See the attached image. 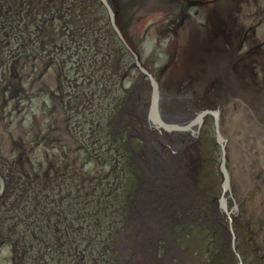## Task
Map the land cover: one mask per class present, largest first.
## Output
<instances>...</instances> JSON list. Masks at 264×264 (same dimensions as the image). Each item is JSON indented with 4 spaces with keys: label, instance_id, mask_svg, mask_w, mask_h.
<instances>
[{
    "label": "rangeland",
    "instance_id": "374dc122",
    "mask_svg": "<svg viewBox=\"0 0 264 264\" xmlns=\"http://www.w3.org/2000/svg\"><path fill=\"white\" fill-rule=\"evenodd\" d=\"M119 1L126 42L104 4L0 0V264L24 258L21 217L7 209L52 183L69 208L87 194L103 202L92 264H264V0ZM211 58L224 59V72L206 68ZM138 61L169 93H158L168 127L145 120L147 149L141 124H116L128 96L152 101V87L137 83ZM225 76L235 83L225 86ZM210 111L222 112L223 145ZM192 117L202 122L181 129ZM145 149L157 157L152 173ZM222 154L231 222L216 212ZM174 190L181 203L196 195L179 210Z\"/></svg>",
    "mask_w": 264,
    "mask_h": 264
},
{
    "label": "trees",
    "instance_id": "16d2710c",
    "mask_svg": "<svg viewBox=\"0 0 264 264\" xmlns=\"http://www.w3.org/2000/svg\"><path fill=\"white\" fill-rule=\"evenodd\" d=\"M23 177L27 178L24 185L26 182L32 186L37 183L28 180L24 175ZM53 185L55 184L52 183V190L42 186L39 191L33 187L37 195L34 191L27 192L28 198L24 195L25 198L22 197L12 203L13 208L7 209L19 213L21 219L17 225L23 226L20 228V241L23 244L22 250L25 251V253L23 251L24 258L22 260L16 257L13 259L14 264H92L88 260L94 255V248L91 245L97 247L100 245L97 238V242L92 240V236L96 235L102 226L98 222L101 218L99 214L104 209L96 208V204L103 202L96 201L95 194L91 196L87 194L85 198L91 199H86L84 203L75 199L74 207L69 208L65 197L61 198L58 194L60 199H56L57 192ZM84 242L88 243L84 245ZM110 253L115 255V247L110 249ZM25 254L28 256L26 257ZM38 259H42L40 263Z\"/></svg>",
    "mask_w": 264,
    "mask_h": 264
},
{
    "label": "flooded vegetation",
    "instance_id": "af4514ba",
    "mask_svg": "<svg viewBox=\"0 0 264 264\" xmlns=\"http://www.w3.org/2000/svg\"><path fill=\"white\" fill-rule=\"evenodd\" d=\"M92 1V4L93 3H95V4H97V3H99V4H101L102 6H103V2L102 1H100V0H91ZM118 2H120L119 0H113V3H112V5L114 6V8L116 9V12H117V14H118ZM105 7V6H104ZM105 9H106V7H105ZM107 10V9H106ZM107 12H108V10H107ZM141 66V65H140ZM140 69H141V71H142V73L141 74H143L142 75V77L140 78V79H138V81H137V83L138 84H141L142 86L143 85H150L151 87H152V101H151V103L149 104V103H147L146 102V105H145V103H144V101H142L141 99H139V98H137L136 97V95L133 93V95L131 96H128V99L129 100H127L126 99V101H124V105H123V107H125V105L127 106H129L130 108H131V106H136V107H134V112L132 113V111H130V110H128V108L129 107H125V108H122V113L120 112L119 114H118V116H117V120H116V124L120 127V129H121V131H125L124 129H127L126 127L127 126H129V127H131V130H133L134 132L135 131H137V130H139V127L137 126V125H135V123H134V121H136L139 125L141 124L142 126V130H140V133H141V137L143 138V140L145 141V143H146V149H147V147L149 146V144H148V139H149V137L147 136V126H145V120L146 119H149V118H151L152 119V117H153V119L155 118L156 119V117H158V113H156V110H155V112H152V107H151V105H152V102H153V96H154V88H153V83H152V81H151V78L153 79V80H155V78H154V76L152 75V73H151V71H150V68H147V69H145V67H143V66H141L140 67ZM148 74V75H147ZM150 75H151V78H150ZM148 76V79H145L146 77ZM156 81V80H155ZM157 83V89H158V93L160 94V95H163V96H165L166 94H169V93H167L166 92V90H164V89H162V88H160V86H159V82L157 81L156 82ZM138 89V88H137ZM136 89V93L138 92V94H140V90L138 91ZM142 93V92H141ZM157 93V94H158ZM140 96V95H139ZM158 97H159V95H158ZM165 98V97H164ZM170 98H172V96L170 97ZM168 99H164V101H163V104H164V102L166 103V101H167ZM158 102H159V99L157 100V106H158ZM148 105H150L149 106V108H148ZM144 107V108H143ZM151 112L153 113V115L151 114ZM130 113V114H129ZM212 116H213V118H214V121H215V125H216V118H215V116L211 113V111L209 112ZM222 112H218L217 111V116H218V118H219V116H220V114H221ZM121 114V115H120ZM152 116V117H151ZM128 120V121H127ZM150 120V119H149ZM153 122H155V121H153ZM200 122V121H199ZM201 122H202V120H201ZM200 122V123H201ZM160 123H161V121L159 122L158 121V119H157V121H156V126L157 127H159V128H161V126H160ZM162 124V123H161ZM200 125V124H199ZM217 128V127H216ZM131 130H130V133H131ZM164 131H166V130H164ZM219 131V133H220V129H216V133ZM167 133V132H166ZM129 135H132V137L135 135L133 132L131 133V134H129ZM218 135V134H217ZM221 135V134H220ZM135 137V136H134ZM218 138V137H217ZM135 139V138H134ZM223 140V139H222ZM219 141V140H218ZM221 142V141H220ZM223 142H228L227 140H224ZM223 142H221L220 144L221 145H223L222 143ZM162 148H163V146H162ZM145 149V152L143 151V153H144V156H146L149 160V165H150V167H148V169H149V171L152 173V171H153V169H151V166L153 165L152 164V162L153 161H155L156 162V158L157 157H155L153 154H152V152H153V150H151V151H147ZM163 152V151H162ZM158 153H159V151H158ZM164 153V152H163ZM223 155V154H222ZM162 157V156H161ZM225 158H224V155H223V161H222V164H221V173L223 174L222 176H223V195H225V193H227V195L225 196L226 198H224L223 197V195L221 196V198L218 200L219 202H220V209L221 210H219L220 212H222V213H218V211H216L217 212V214L219 215V217L221 216L222 218H224L225 216H228L229 217V222H231L232 221V217H231V215L232 214H235L236 215V210H235V207L237 208V206L235 205V201L233 202L232 201V195H231V185H230V178H229V188L228 189H225L224 188V182H225V174H224V170H226L227 172H228V169H226L227 167V164H225ZM145 162H147V161H145ZM143 168H144V166H143ZM153 168V167H152ZM224 168V169H223ZM141 171V170H140ZM142 171H143V169H142ZM228 174H229V172H228ZM230 175V174H229ZM228 175V176H229ZM148 177H149V179H151V180H153L154 178H153V175L151 174V176H149L148 175ZM230 177V176H229ZM141 178V177H140ZM161 178H166V176L165 175H163ZM148 179V178H147ZM176 180V181H175ZM174 180V184H175V186L178 188V186H179V184L178 183H180V181H183V178L180 176L179 178H176ZM139 185H140V182H139ZM142 185H140L139 186V189H138V191H136L135 190V193H133V194H135V197L137 198V200L139 199V197H140V195H142V193H140L141 192V189H142ZM148 191V190H147ZM175 192H176V194H174V195H176L177 196V202H179V205L178 204H174V206H175V209L177 208V205H178V208H179V210L182 208V206H184V205H186V204H184L185 202H186V200H188L189 198H188V196H187V198H184L185 199V201H183L182 203H181V200L182 199H180L179 197H178V195H177V190H174ZM190 194H191V197H190V199L189 200H191V198H193L194 196L193 195H196L195 193H193L192 191L190 192ZM180 195V194H179ZM148 196H150V194L148 195ZM146 201H149V199H146L145 200V202ZM230 203H232V204H234L233 205V207L234 208H232V209H230L229 208V204ZM136 204V203H135ZM181 204H184V205H182L181 206ZM142 211H143V209H142ZM140 212V213H142V215H140L139 214V216H138V218H137V220H139V219H142V218H144V215H143V212ZM148 213V212H147ZM176 214H177V212H176ZM179 215V214H178ZM231 218V219H230ZM131 219V218H130ZM149 224H148V228H149V226H152L151 225V223L150 222H148ZM231 227L229 228V229H231V231H232V233H233V229H232V225H230ZM234 234V233H233ZM234 236V239H233V242L235 243V235H233ZM124 238H122V240H123ZM152 247V246H151ZM153 251H154V253H156L157 251H158V242L157 241H155L154 242V244H153V247L151 248ZM233 250L235 251L236 249H235V245L233 246ZM154 253H153V256H154Z\"/></svg>",
    "mask_w": 264,
    "mask_h": 264
},
{
    "label": "water",
    "instance_id": "95a60500",
    "mask_svg": "<svg viewBox=\"0 0 264 264\" xmlns=\"http://www.w3.org/2000/svg\"><path fill=\"white\" fill-rule=\"evenodd\" d=\"M100 1H102L103 2V4L105 5V7H106V9L108 10V12H109V15H110V18H111V21L110 22H112L113 23V25H114V28H115V30L117 31V33H118V36L124 41V42H126L125 41V38H124V36H123V34L121 33V32H119L120 30H119V28L117 27V23H116V13H115V11H113L114 9V7H113V5H112V3H111V0H100ZM127 44V43H126ZM131 53H133V55L137 58V55L134 53V52H131ZM137 65L138 66H140V63H139V61L137 62ZM141 67V66H140ZM151 81H152V83H153V88H154V96H153V102H152V105H151V107H152V112H155V110L157 109V97H158V95L159 94H157L158 93V89H157V83H156V81L155 80H153L152 78H151ZM151 112V114L153 115V113ZM205 113H207L206 111L205 112H203V115H205ZM212 114L215 116V118H216V126H217V129H219V118H218V116H217V114L216 113H214V112H212ZM200 115H202V113L200 114ZM152 117V116H151ZM152 119H153V117H152ZM153 121H155V118L153 119ZM156 124V123H155ZM216 134H218V140H219V142L221 141H223L222 140V136L220 135V133H219V131L216 133ZM224 154H225V151H224ZM224 169V168H223ZM224 176H225V182H224V188L225 189H228L229 188V174H228V172L226 171V170H224ZM242 262V261H241Z\"/></svg>",
    "mask_w": 264,
    "mask_h": 264
},
{
    "label": "bare ground",
    "instance_id": "6f19581e",
    "mask_svg": "<svg viewBox=\"0 0 264 264\" xmlns=\"http://www.w3.org/2000/svg\"><path fill=\"white\" fill-rule=\"evenodd\" d=\"M114 7V6H113ZM114 9V8H113ZM114 11V10H113ZM115 13H116V11H115ZM118 26V25H117ZM194 44V43H193ZM194 47H197V50L198 51H200V50H202V47H201V44H198V46H196V45H194ZM196 48H194V50H195ZM200 49V50H199ZM192 53V52H191ZM197 56V55H196ZM196 59H198V57H196ZM199 60V59H198ZM202 60V59H201ZM206 60V62H207V64H208V67H206V68H211V69H216V70H219L220 72H224V67L223 66H225V63H223V60L224 59H222V60H220V59H216V58H211V59H205ZM226 72H228V71H226ZM207 73V72H206ZM223 74V73H222ZM227 75H229V74H227ZM206 76V75H205ZM209 76V75H208ZM207 77V76H206ZM236 77V76H235ZM220 78H222L223 80H225L226 78H228V77H226L225 76V79H224V77H220ZM214 79H219L217 76L214 78ZM235 79V78H234ZM233 78H231V79H229L228 78V80L225 82V86H227L228 85V87H230L231 86V84L232 83H235V80H234ZM229 82H231V83H229ZM234 85V84H233ZM253 95V94H252ZM255 97H256V95H255ZM257 98V97H256ZM255 98V99H256ZM157 100H158V97H157ZM157 102V101H156ZM159 112H160V110L158 109V106H157V109H156V113H158L159 114ZM157 114V115H158ZM264 117V116H263ZM178 118V117H177ZM202 118H203V116H202ZM150 120H152V122L151 123H154L153 122V119H151V118H149ZM157 119H158V121L160 122L161 120H160V118L159 117H156V119H155V123H156V121H157ZM188 119H189V117H188ZM192 120H187V122L186 123H184L185 121H183V125H186V126H183V128L181 127V129H183V130H185V129H187V126L190 128V129H192L194 126H195V124H196V122L198 123V119H194L193 117L191 118ZM164 123H166L165 121H164ZM182 123V122H181ZM189 123H191V124H189ZM200 124V123H199ZM160 126L162 127V128H166V127H168V125L166 126V125H164L163 124V122H162V124L160 123ZM170 126V125H169ZM185 128V129H184ZM180 129V130H181ZM180 130H179V132H180ZM188 131H190V130H188Z\"/></svg>",
    "mask_w": 264,
    "mask_h": 264
}]
</instances>
